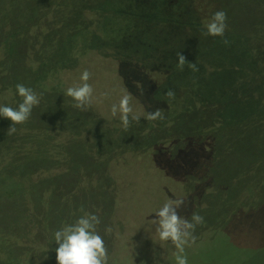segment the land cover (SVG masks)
<instances>
[{"label": "trees", "instance_id": "trees-1", "mask_svg": "<svg viewBox=\"0 0 264 264\" xmlns=\"http://www.w3.org/2000/svg\"><path fill=\"white\" fill-rule=\"evenodd\" d=\"M54 2L0 0V104L14 103L0 106V264H36L37 252L43 258L37 264H128L130 255L118 260V248L109 247V206L117 191L101 171L120 157L132 163L135 153L139 159L161 152L159 139L171 152L153 158L175 173L173 179L183 175L186 184L188 203L179 216L189 241L209 228L208 245L220 233L242 244L220 248L217 264H264V247H243L264 240L260 194L248 171L236 173L233 159L238 148L242 162L263 154L264 135L257 140L260 134L252 130L244 136L237 126L264 112V25L252 24L257 11L264 14V0ZM53 21L60 27L43 35L36 68L24 65L25 49L35 38L30 29ZM189 25L215 31L205 34L204 43L194 28L188 38L182 33ZM170 27L176 32L165 34ZM107 47L139 84L150 126L114 127L78 105L58 110L44 97L46 76L59 78L80 55ZM236 185L257 192L239 201L247 213L231 205ZM201 248L210 247L174 246L176 261H188L184 252L194 256ZM233 248L238 253L231 262ZM251 250L258 261L241 260ZM149 251V264H156L153 249L140 253Z\"/></svg>", "mask_w": 264, "mask_h": 264}, {"label": "rangeland", "instance_id": "rangeland-1", "mask_svg": "<svg viewBox=\"0 0 264 264\" xmlns=\"http://www.w3.org/2000/svg\"><path fill=\"white\" fill-rule=\"evenodd\" d=\"M54 1L55 0H52V5L56 4ZM51 7L53 8V6ZM190 11L198 15L201 19L203 18V16L200 15L202 13L199 11L198 7H192ZM261 11L262 10H259V12L257 11L255 16L252 17L253 25L254 22L257 26L264 25V14H262ZM51 19L54 20V18ZM51 19L49 21H52ZM260 19L261 21L259 22L258 20ZM40 27L43 28L35 30L34 27H32L30 29L31 34L34 35L35 38L33 42L28 44L24 52L25 54L23 53L25 58L22 60V63L29 67L36 68L38 64L36 58L38 57L37 54L41 51L43 35L48 34L49 36V31L57 30L60 24L59 22L53 21L51 27L48 25H41ZM40 27L37 26L36 28ZM193 28L201 35L204 43H206L205 36L207 35L209 37L208 34H212L215 31L214 28L208 26L199 28L189 25L182 33L188 38V36L194 34L190 32ZM176 30L172 27L166 28L165 34L169 35L170 31L176 32ZM24 35L23 33L21 38L24 37ZM51 36H53V34ZM260 46L264 52V43ZM204 47L205 46L202 48ZM114 56V53L109 47L103 50H96L93 48L92 51L80 55L72 62L70 68L60 73L59 78L58 74L53 78H48V76H46L42 86L45 93L44 97L58 110H68L71 109L72 106L76 107L78 105V108L81 107L90 110L100 120L109 122L114 127H125L127 124L133 122L139 125L143 124L144 127H146L147 124L150 126V120L148 119L152 118L150 114L151 110L148 109V106H146L147 103L142 100L139 94V84L129 77L126 72H122L124 68L120 66L119 61L115 59ZM233 70H239L238 64H233ZM251 77L254 78V76ZM262 80L264 83V76L261 78V81ZM21 99L22 97L19 96L17 100L20 101ZM27 101H29V99H27ZM9 102L11 101H2L3 105L0 104V106L5 108V106H12V104H14L13 101L12 103ZM1 109L2 108H0V110ZM80 113L84 115L82 111ZM240 124V126H237V131L242 135L245 136L248 132L253 130V132H257L258 135L260 134L257 140H262L261 136L264 135V112L259 114V116L253 115L248 124ZM22 133L20 135H22ZM152 137L153 136H151V138ZM239 137V135L236 136L238 142ZM150 141L153 142L155 139H150ZM160 141L159 139L155 142L164 148L160 149L161 152H155L164 154L166 157L163 150L171 152L170 147H168L169 144L165 141L164 143ZM255 150L256 147H254V151ZM262 151L264 154V148ZM239 152H241L240 148L234 152L235 156H233L235 167H237L236 173L239 172L238 174H240L241 170L250 173V180H252V182H250L254 183L255 189L260 194L258 206L262 210L264 209V155L262 154L260 157L257 156L258 159L251 156L249 161L245 160V162H242L239 160V157L242 155L239 154ZM154 153L148 151L144 158L139 159H137L135 153V157L131 159L132 163L130 161L127 163L123 157H120L118 160L109 162L106 166L103 165L101 172H105L108 181L110 184H113L114 189L117 191L115 198H112L111 202L108 197H105L103 201L106 203L110 202L109 207L112 212V217L110 218V216H108V218L112 220V229L110 232L111 240L109 247H113L114 250L118 248V260L123 261L124 256L127 255V258L131 256L128 264L130 262L139 264L141 261H144V264H149L150 259L148 258H151V256H149L152 255L151 251H149V254H141L140 250L142 248L147 249V251L154 250L155 255H153V260H155L156 264H195L193 262H197L196 264H217L216 260L221 257L222 253L220 248L242 247V244H238V242L236 243L230 238L227 239L222 233H220L218 235L219 237L216 240L214 239L213 242L209 241L210 245H208L207 240L211 238L212 235L209 228L201 229L200 233L196 232L195 236H193V238L195 237L194 241H189L190 237L186 236L185 230L182 228L184 219L179 216V213H181L179 211L188 203L186 202L188 195H184L183 193L186 188V184L182 182L184 178H181L183 175H181L180 178L178 177L179 180H177L178 178H176V180L173 179L172 174L175 173L165 168L163 164L155 161L153 158ZM147 159H150L151 163L141 166L140 161L145 162ZM107 179L105 178L103 181L105 182ZM240 186H235L230 201L235 211L240 208L239 206H241V204L239 201L243 199L244 196L252 199V195L255 196L254 193L257 194L256 190H253V194L241 191L242 188ZM186 194H188V192H186ZM256 206L257 205H255V207ZM242 208H244L242 212L247 213V207L242 206ZM251 208L253 211V205ZM250 217L248 221H252V215H250ZM183 240L184 242L182 243L184 245L180 243V241ZM190 245L210 248L207 250L201 248L194 256L190 255L192 251H185L184 254L186 258H188V261H185L184 258V261L181 258L180 261H176L177 258L175 257V249H173V247H190ZM5 247H7V245ZM243 247H264V240L250 242L247 245H243ZM167 252L169 257L167 256ZM209 252H211V254L207 255L206 253ZM237 253L238 252L233 248L229 250L230 255H224L229 256L228 259L233 262L236 260L235 256ZM40 256V253L37 252L36 264L43 259L39 258ZM257 257L258 255L251 250L248 256L241 260L248 259L250 262H256L258 261ZM3 258L4 256L0 252L1 261ZM261 258L264 260V256H261Z\"/></svg>", "mask_w": 264, "mask_h": 264}]
</instances>
